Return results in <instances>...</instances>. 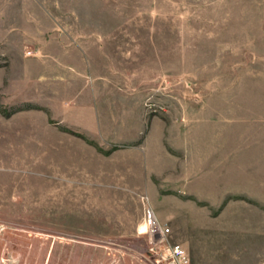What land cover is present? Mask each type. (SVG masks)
Segmentation results:
<instances>
[{"label": "rangeland", "instance_id": "1", "mask_svg": "<svg viewBox=\"0 0 264 264\" xmlns=\"http://www.w3.org/2000/svg\"><path fill=\"white\" fill-rule=\"evenodd\" d=\"M147 207L264 264V0H0V264H152Z\"/></svg>", "mask_w": 264, "mask_h": 264}, {"label": "built area", "instance_id": "2", "mask_svg": "<svg viewBox=\"0 0 264 264\" xmlns=\"http://www.w3.org/2000/svg\"><path fill=\"white\" fill-rule=\"evenodd\" d=\"M142 225L153 255L152 264H190L186 248L179 242L170 241V227L158 219L151 207L145 209Z\"/></svg>", "mask_w": 264, "mask_h": 264}, {"label": "crops", "instance_id": "3", "mask_svg": "<svg viewBox=\"0 0 264 264\" xmlns=\"http://www.w3.org/2000/svg\"><path fill=\"white\" fill-rule=\"evenodd\" d=\"M82 70H84L82 68V66H77V67L76 66H71L70 69H69V73H70V75L74 76L75 78H78V76L76 77L77 72L79 74V72L80 71L82 72ZM80 79H82V78L80 77L79 80ZM82 86H84V85H82ZM82 86L73 87V93H75V94L77 93L78 94V92L81 93L82 90L85 91L84 87H86V86H84V87H82ZM96 96L97 95L95 94L94 97H96ZM97 103H99V102H97ZM101 105H102V103H101ZM101 105L98 106V104H97L96 106L90 107L87 110L73 109V110L70 111L69 114H67V113L64 114V119H65V121H67V123H69L70 125L74 126L79 131L84 132L85 134H87L88 130H89V125H91V126L92 125H94V126L97 125V121L98 120L100 121L99 124H102V120L104 118V116H103V112L104 111H102L103 107ZM110 112H113V111H111V109L108 110V114L106 115V117L110 118L111 116H113L112 114H110ZM90 132L93 133V131H90ZM59 135L60 134H57L54 131L51 132V134L49 135V144H50V146L48 147L49 149H54V150L55 149L82 150L83 148L85 149V146L80 141L73 140L70 137L67 138L66 135H64L63 138H62ZM61 140H62L63 143L61 142ZM56 141H58V142H56ZM62 144H63V146H61ZM141 226H143V225L141 224Z\"/></svg>", "mask_w": 264, "mask_h": 264}, {"label": "bare ground", "instance_id": "4", "mask_svg": "<svg viewBox=\"0 0 264 264\" xmlns=\"http://www.w3.org/2000/svg\"><path fill=\"white\" fill-rule=\"evenodd\" d=\"M143 230V226H142V228H141V231Z\"/></svg>", "mask_w": 264, "mask_h": 264}]
</instances>
